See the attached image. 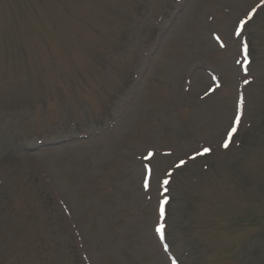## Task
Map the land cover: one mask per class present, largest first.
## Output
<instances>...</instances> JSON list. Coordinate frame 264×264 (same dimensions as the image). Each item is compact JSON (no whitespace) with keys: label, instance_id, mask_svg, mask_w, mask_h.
Returning a JSON list of instances; mask_svg holds the SVG:
<instances>
[{"label":"rangeland","instance_id":"rangeland-1","mask_svg":"<svg viewBox=\"0 0 264 264\" xmlns=\"http://www.w3.org/2000/svg\"><path fill=\"white\" fill-rule=\"evenodd\" d=\"M0 223V264H264V0H0Z\"/></svg>","mask_w":264,"mask_h":264},{"label":"snow or ice","instance_id":"snow-or-ice-1","mask_svg":"<svg viewBox=\"0 0 264 264\" xmlns=\"http://www.w3.org/2000/svg\"><path fill=\"white\" fill-rule=\"evenodd\" d=\"M255 12V9L252 10V13H249L247 18L246 19H242L240 21H238V27H236L234 29V32H235V35L236 36H240L241 35V32L243 31L244 29V26L247 24V22L249 20L252 19V14ZM217 39L219 40V37H217ZM223 46V45H221ZM243 50H244V53H245V64L248 63V60H247V51H248V45L247 43H244L243 45ZM240 61H237V63H239ZM245 71H247V68H245ZM246 84L249 83L250 81L245 79L244 81ZM219 86V85H218ZM242 105H243V98H241V101H240V105L239 107L242 108ZM241 114L242 112L238 111V113L236 114V116L234 117V123L232 125L229 126V129L226 130V132L224 133V139L222 140V144H223V147L227 148L229 146V144L232 142V138L233 136L235 135V133L237 132V127L240 123V117H241ZM213 152V149L211 146H204V147H200V148H197L193 151V153L191 154V156L189 157L190 159H196L198 156H206V155H209ZM153 156V153L149 152L147 154V158H151ZM187 163V161L181 159L179 161V163H177L175 165V167L179 168V167H182L183 165H185ZM169 175H171V173H169ZM168 180H164V184L167 185L168 184ZM145 187H147V181H145ZM165 191H167V189H165ZM161 215H163V210H161ZM164 225L163 224H160L157 228H156V232L159 234L160 236V239L161 241L164 240ZM164 249L165 251H167V245L165 244L164 245ZM172 264H176V261L173 260L172 261Z\"/></svg>","mask_w":264,"mask_h":264},{"label":"trees","instance_id":"trees-1","mask_svg":"<svg viewBox=\"0 0 264 264\" xmlns=\"http://www.w3.org/2000/svg\"><path fill=\"white\" fill-rule=\"evenodd\" d=\"M149 3V2H148ZM148 3L146 4L145 3V8H146V5H148ZM131 11L133 12V9H132V5H131V7H130V9H129V13H131ZM123 39H126V38H124L123 37ZM124 43V42H123ZM122 43V44H123ZM101 127V126H100ZM0 225H1V223H0ZM7 229V228H6ZM19 229V228H18ZM0 230H2L1 229V227H0ZM19 230H21V229H19ZM23 231V230H22ZM37 237H39V236H37V235H34L33 236V241H30V246L34 243V242H36L37 241ZM19 238V236L18 237H16V239H15V242H17V240H19L18 239ZM14 242V243H15ZM27 246H29V245H27ZM29 246V247H30ZM31 248V247H30ZM31 251L32 252H35L32 248H31ZM0 252H1V250H0ZM26 254H28V252H24L23 254L21 253V252H18V250H16V249H12V254H11V258H10V263L11 264H15L16 263V261H18L19 259H22L23 257H24V255H26ZM35 254H37L36 252H35ZM48 261H50V259H48ZM26 262H27V259L24 261V260H22L21 261V263H23V264H26Z\"/></svg>","mask_w":264,"mask_h":264}]
</instances>
